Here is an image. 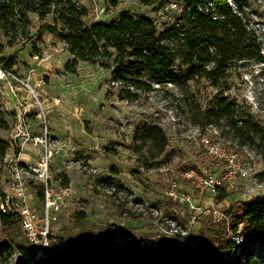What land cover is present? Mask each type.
Listing matches in <instances>:
<instances>
[{
  "label": "rangeland",
  "instance_id": "rangeland-1",
  "mask_svg": "<svg viewBox=\"0 0 264 264\" xmlns=\"http://www.w3.org/2000/svg\"><path fill=\"white\" fill-rule=\"evenodd\" d=\"M74 1L89 10L86 25L109 23L129 12L151 19L161 32L180 13L172 6L178 0H155L151 6L142 0ZM250 2V19L259 31L264 53V0ZM55 20L53 14L44 20L30 14L16 39L0 32V63L22 78L34 68L37 81H43L35 91L47 110L52 186L67 191L53 227L51 251L68 253L70 244L82 238L113 247L141 240L162 248L209 243L218 239L217 233L229 231L240 205L264 200V153L240 146L226 129L194 124L192 116L193 104L205 109L215 95L224 92L264 126V64H234L223 90L199 80L189 82L185 92L168 86L133 102L121 101L118 86L111 83V71L86 63H79L75 74L66 71L73 57L63 42L45 30ZM2 86L0 138L13 147L0 158V264H33L19 214H6L5 225L1 221L2 206L9 201L15 210L19 203V198H9L15 164L20 163L19 154L29 153L27 144L32 146L30 141L22 147L23 138L12 141L18 114L3 106ZM19 89L16 95L25 104L29 94ZM53 99L61 103L54 106ZM30 102L32 112L39 113L35 99L31 97ZM145 126L163 130L167 138L163 153L150 141H136L138 129ZM40 127L43 135V122ZM39 148H33L41 154L38 162L20 164L37 165L43 157ZM229 172L233 174L225 179ZM207 175L216 177V193L197 187L195 177ZM23 183L29 208L40 225L42 184L33 176H26ZM248 258L264 264V247L251 249Z\"/></svg>",
  "mask_w": 264,
  "mask_h": 264
},
{
  "label": "trees",
  "instance_id": "trees-1",
  "mask_svg": "<svg viewBox=\"0 0 264 264\" xmlns=\"http://www.w3.org/2000/svg\"><path fill=\"white\" fill-rule=\"evenodd\" d=\"M142 2L151 6L155 0ZM176 5L180 13L159 32L154 21L129 12L109 23L86 25L89 10L74 0H0V32L16 39L30 14L41 20L53 14L55 25L45 30L63 42L73 57L66 71L75 74L79 63L111 71L119 100L127 102L168 86L185 92L189 82L199 80L223 90L234 64H264L262 39L250 19V0H178ZM192 116L194 124L226 129L240 146L264 153V126L224 92L205 109L193 104ZM135 139L152 142L160 154L167 145L158 126L138 129ZM9 146L0 138L1 159ZM7 216L1 215L4 225ZM228 230L231 237L220 232L216 241L176 248H162L148 240L113 247L82 238L70 244L68 253L49 250L33 264H255L248 255L251 249L264 247V200L240 205Z\"/></svg>",
  "mask_w": 264,
  "mask_h": 264
},
{
  "label": "built area",
  "instance_id": "built-area-1",
  "mask_svg": "<svg viewBox=\"0 0 264 264\" xmlns=\"http://www.w3.org/2000/svg\"><path fill=\"white\" fill-rule=\"evenodd\" d=\"M177 8V5H172ZM38 60V57H35ZM36 70L30 69L25 77H20L13 72V69H7L4 63H0V83L7 87V90L12 97L19 103L21 113H18L16 108H13L17 112V125L15 127L16 133L14 134L13 141L23 138L22 147L25 143L32 142L33 148H39L43 150V157L41 161L32 166L30 164H15L16 177L14 180V187L10 190L11 200L19 198V203L16 205V209L12 210L7 201L6 206H2L4 214L16 212L19 214L21 228L24 233V237L31 248V252L34 256V261L44 257L47 251L51 250L52 242L54 239L53 227L57 223V213L63 208V203L66 202L67 191L58 189L52 186V176L50 172V160L53 156L51 147L52 145L48 142V127H47V110L44 104L39 100L36 89L43 83V81H35ZM24 90L32 98L35 99L37 107L39 109L38 118L42 120L44 125V133L39 137H31L27 131L25 121L27 115V104H24L17 97V92ZM52 105L58 106L61 103L60 99H53ZM17 106V104H16ZM40 149V148H39ZM23 165V166H20ZM233 173L229 172L225 175V179L229 178V175ZM26 176H33L35 180L42 184V194L44 200V215L40 221V225L34 220V214L29 208V203L25 195L24 179ZM197 187H203L212 193H216L218 188V181L215 176H196Z\"/></svg>",
  "mask_w": 264,
  "mask_h": 264
},
{
  "label": "crops",
  "instance_id": "crops-1",
  "mask_svg": "<svg viewBox=\"0 0 264 264\" xmlns=\"http://www.w3.org/2000/svg\"><path fill=\"white\" fill-rule=\"evenodd\" d=\"M35 81H37V77H36ZM2 89H3V97H4V98H2L3 106H5L6 110H8V111H11L12 108H16L18 110V113L20 114L21 110H20V108H18L16 106L17 102L15 99H13L12 95L7 90V87H5V85H3ZM30 99H31V96H27L26 103L29 105L26 108L28 112L26 115L25 125H26L27 131L29 132L31 137H39V136H42V127H40L42 125V122L38 118V116L36 115L38 112H35V110H34V112H32V110H33L32 105L33 104H31ZM15 119H16L15 120L16 122H15L14 130H13V135L16 133L15 127L17 125V116L15 117ZM49 125H50V128H52V119H51V121H49ZM12 141H13V137H12ZM9 144L13 147L12 142H9ZM27 145L30 147V150L28 151L29 153L19 154L20 155L19 156L20 162H24V161H30V162L32 161V163L38 162L40 160L41 154L39 152H37V150H34L32 148L31 143H29Z\"/></svg>",
  "mask_w": 264,
  "mask_h": 264
}]
</instances>
